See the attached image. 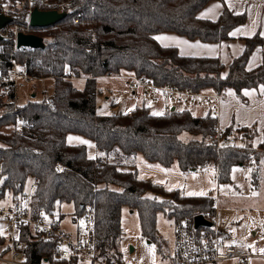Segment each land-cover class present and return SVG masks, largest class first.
I'll return each instance as SVG.
<instances>
[{"label":"trees","instance_id":"1","mask_svg":"<svg viewBox=\"0 0 264 264\" xmlns=\"http://www.w3.org/2000/svg\"><path fill=\"white\" fill-rule=\"evenodd\" d=\"M209 1L72 0L62 23L80 16L93 27L92 32L77 25L74 30L55 31L54 40L46 42L43 36L44 49L22 47L16 53L17 60L31 75L52 77L53 96L48 100L30 94L17 112L0 116V127L11 130L10 134L0 132V198L7 192L24 197L28 179L34 178L35 190L28 199L35 217H52L57 206L66 202L74 203L81 216L86 205L92 204L95 249L106 264H124L123 206L138 212L141 234L152 241L159 239L160 212L174 219L213 214V197L166 190L140 179L136 166L139 153L147 161L166 167L177 161L183 171L217 162L212 108L204 115L190 109H172V105L163 114L152 113L146 105L111 115L97 110L100 77L136 74L156 84L194 92L222 93L233 88L243 101L244 89L264 87V61L254 69L246 67L255 47L264 43L260 35L246 38L244 52L234 58L226 76L222 75L224 65L219 58L184 56L176 47L162 46L156 40L155 35L161 32L204 42L230 39V31L244 24L247 14L227 9L217 20L198 17ZM183 132L202 135V139L185 142L180 138ZM71 133L93 140L99 155L91 158L86 145L68 143ZM226 133L246 137L249 147L230 146L223 151L219 181L231 180L234 165L259 157L251 146L255 134L252 128L243 127L235 133L228 129ZM100 156L104 161L97 166ZM148 192L162 198L149 197ZM24 238L33 260L52 254L50 243L31 241L27 233Z\"/></svg>","mask_w":264,"mask_h":264},{"label":"built area","instance_id":"2","mask_svg":"<svg viewBox=\"0 0 264 264\" xmlns=\"http://www.w3.org/2000/svg\"><path fill=\"white\" fill-rule=\"evenodd\" d=\"M53 8H57L58 12H69L61 3L57 4L50 0H0V14L12 19L0 29L2 36L0 39V116L18 111L21 106L19 97L21 82L34 78L16 58V53L22 48L18 45V36L20 33L34 34L33 32L36 31L50 30V27L54 25L34 26L31 16L35 9L55 10ZM79 20L76 18L75 22ZM116 76L125 78L129 89L139 91L144 98L153 103H161L165 99L197 104H202L204 100L213 102L216 127L212 142L218 157L230 146L249 147L246 137L227 134L220 127L222 100L220 92L183 90L171 84H156L146 76L136 74ZM168 106L166 105L165 108ZM22 120L19 117V122ZM254 149L258 152L263 150ZM103 161L104 157L100 156L97 166ZM215 166L219 178L220 166L219 164ZM200 214L212 223L211 226L196 225L195 217L198 214L183 215L175 219V243L171 264H220L230 260L246 262L250 254L245 248L226 243L217 212ZM81 217L82 224L78 225L75 232H72L49 220L46 215L35 217L29 199L16 197L11 192H7L0 198V264H106L97 256L95 249L94 206L86 205ZM25 233L29 235L31 241L50 243L53 246L52 254L50 256L43 254L39 259L33 260L28 251V242L24 238Z\"/></svg>","mask_w":264,"mask_h":264},{"label":"rangeland","instance_id":"3","mask_svg":"<svg viewBox=\"0 0 264 264\" xmlns=\"http://www.w3.org/2000/svg\"><path fill=\"white\" fill-rule=\"evenodd\" d=\"M50 1L57 4L61 3L65 10L68 9L66 6L72 2V0ZM53 9L56 10L57 8ZM76 18L80 19L77 23L75 22ZM62 21L52 28L50 27V30L33 33L41 37L44 36L47 42V40H54L53 33L55 31L63 32L67 28L74 30L77 25L87 27L88 32L93 30V27L88 25L87 20L82 19L80 16L73 17L70 23L63 24ZM35 77L44 76H34L30 81L22 80L19 88L21 104L27 101L30 94H33V98L45 97L52 100L53 78L36 79ZM77 84L82 85L83 82L77 81ZM97 87L100 91L97 108L99 114L111 115L119 112H130L141 105L150 107L151 112L155 114L166 112L165 108L163 109L164 103L156 104L144 98L141 93H137V95L131 93V89L129 90L126 84V79L122 77H100L97 80ZM166 101L169 100L165 99L163 102ZM171 103L176 105L178 109H190L196 115H201L213 107V104L206 102V100L202 104L177 101H171ZM0 132L10 134L11 130L7 126L0 127ZM191 135H193L191 139H202V135ZM68 143L86 145L88 155L91 158L99 155L95 142L85 136L71 133L68 135ZM222 154L223 152L217 162H212L206 167L183 171L177 161L166 167L159 163L147 161L143 154L139 153L136 157L138 177L169 191L179 190L186 196L209 195L213 197L217 217L222 227L227 228L225 232L248 250V247H250L254 254L264 253V170L260 169L257 176L253 175L258 168V162L260 161V168L264 163V152H262V156L259 155V157L253 158L243 165L241 163L234 165L231 169L230 181H219L217 175L215 164L221 162ZM34 181V178H29L27 181L26 194L24 195V197L27 196L26 199L35 190ZM147 196L162 198L161 195H155L152 192H148ZM216 196H218L217 202ZM47 218L64 228L82 224V217L76 213L74 203L66 202L58 205L55 215ZM121 227L123 232L121 250L124 264H170L171 257H169L168 252H172L174 249V217L168 216L164 212L158 213V241H152L142 236L139 214L128 206L122 208ZM246 262L242 263L239 260H234L221 264H246ZM249 264H264V258L257 255V257L250 260Z\"/></svg>","mask_w":264,"mask_h":264},{"label":"crops","instance_id":"4","mask_svg":"<svg viewBox=\"0 0 264 264\" xmlns=\"http://www.w3.org/2000/svg\"><path fill=\"white\" fill-rule=\"evenodd\" d=\"M227 9L233 11L235 14H247L246 22L230 31V39L219 42H204L200 39H190L174 32H161L156 34L155 38L162 46L176 47L179 53L184 56L219 58L224 65L222 75L226 76L234 58L240 56L244 52L247 46L246 38L253 37L255 35L264 37V0H210L197 15L203 19L217 20ZM263 61L264 43L255 47L248 59L246 67L248 70L254 69L262 64ZM130 92L134 95L140 93L133 90H130ZM243 93L246 96L245 101L238 97L233 88H227L221 93L222 100L220 102L219 125L223 130L226 131L231 129L234 133L243 127L252 128L253 131H255L252 139V147L254 146V148L263 149L259 152V155L262 156V152H264V87L260 85L257 88H246L243 90ZM170 102L171 101L162 102L164 103L163 109L166 105H172V109L177 108L176 105H173L172 103L170 104ZM210 103L212 104L213 102ZM206 113L207 111L201 115ZM192 136L193 135L188 132L180 134V138L185 142L189 141ZM258 163V172L260 169L264 170V163L262 162L263 164L261 168L260 161ZM241 165L243 164L241 163ZM253 175L257 176L258 173H253ZM216 201H218V196H216ZM220 227L227 244L238 245L248 251L250 257L247 259L246 264H249L250 260L253 257H257V255L264 258V253L260 252V254L256 255L250 247H248V250L245 246L239 244L236 239L225 232L227 228H223L221 222ZM77 228L78 226L67 229L75 232ZM173 252L174 249L172 252H168L169 257L172 256Z\"/></svg>","mask_w":264,"mask_h":264},{"label":"water","instance_id":"5","mask_svg":"<svg viewBox=\"0 0 264 264\" xmlns=\"http://www.w3.org/2000/svg\"><path fill=\"white\" fill-rule=\"evenodd\" d=\"M66 12H58L56 10L41 11L35 9L31 16V22L34 26L38 27H49L57 24L66 17ZM11 18L6 17L0 14V29L10 23ZM0 39L2 36L0 35ZM18 45L20 47H29V48H46V42L43 37L35 34H24L20 33L18 36ZM83 207V205H81ZM196 225H206L211 226V222L204 218L202 214H198L195 217Z\"/></svg>","mask_w":264,"mask_h":264},{"label":"snow or ice","instance_id":"6","mask_svg":"<svg viewBox=\"0 0 264 264\" xmlns=\"http://www.w3.org/2000/svg\"><path fill=\"white\" fill-rule=\"evenodd\" d=\"M158 39H159V37H158ZM247 94V93H246Z\"/></svg>","mask_w":264,"mask_h":264}]
</instances>
